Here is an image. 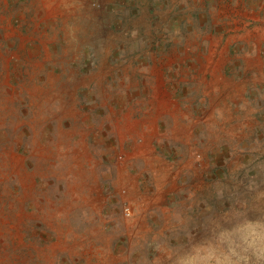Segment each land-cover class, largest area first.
I'll list each match as a JSON object with an SVG mask.
<instances>
[{
    "label": "rangeland",
    "instance_id": "obj_1",
    "mask_svg": "<svg viewBox=\"0 0 264 264\" xmlns=\"http://www.w3.org/2000/svg\"><path fill=\"white\" fill-rule=\"evenodd\" d=\"M0 264H264V0H0Z\"/></svg>",
    "mask_w": 264,
    "mask_h": 264
},
{
    "label": "built area",
    "instance_id": "obj_2",
    "mask_svg": "<svg viewBox=\"0 0 264 264\" xmlns=\"http://www.w3.org/2000/svg\"><path fill=\"white\" fill-rule=\"evenodd\" d=\"M126 214L130 215L131 214V210L129 208L126 209Z\"/></svg>",
    "mask_w": 264,
    "mask_h": 264
}]
</instances>
